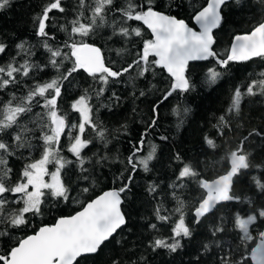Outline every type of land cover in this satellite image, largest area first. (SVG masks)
I'll list each match as a JSON object with an SVG mask.
<instances>
[{
	"label": "snow or ice",
	"instance_id": "6c2138e0",
	"mask_svg": "<svg viewBox=\"0 0 264 264\" xmlns=\"http://www.w3.org/2000/svg\"><path fill=\"white\" fill-rule=\"evenodd\" d=\"M62 2L63 0L50 2L42 14L34 18L36 35L43 38L42 47L49 54L47 62H33L31 56L34 53L30 48L26 49L22 42L17 48L23 50L29 59L17 63L13 58L6 66H0V91L18 87L21 78H31L34 81L31 86L25 85L28 90L23 97L12 92L6 103L0 101V238L27 227L32 217L42 216L44 205L49 200L68 202L73 199L71 192L90 179L91 172L85 165L90 163L92 158L82 155L83 150L93 142L87 137L90 132L95 133L101 140L105 137V130L93 118L92 97L88 95V90H85V94L71 103L72 111L79 114L78 124L71 121L69 113L60 110L65 83L78 70H83L98 81L101 87L95 95L100 97L110 81L136 70L140 77H144L146 73L159 67L165 69L172 78L170 91L164 96V99H167L174 91L188 92L193 89L194 83L188 76L191 71L190 61L214 60V64L206 69L204 78V83L211 86L232 71L233 63L247 62L253 58L264 59V19L250 31L235 35L230 48L223 54L214 50L213 30L221 26L223 6L230 0H206L205 5L194 8L191 19L199 25V31L190 27L184 19L159 10L160 5L154 0H124L123 6H118L116 0H76L75 18L69 21L67 26L61 25V31L68 33L67 39L62 45H54L49 43V40L55 39L48 31L49 13L52 10L65 13ZM260 2L264 3V0ZM9 3L10 0H0V10ZM235 3L239 4L240 0H235ZM130 22H142L151 30L152 38L142 40V47L127 66L117 67L115 61L106 57L102 46H97V43L92 41V37L98 36L100 29L110 27L111 35L107 37L108 41L119 37L126 43H131L132 38H140L143 33L140 27H131ZM5 51L6 45L0 43V54ZM115 51L120 56L128 49ZM151 56L155 59L150 60ZM65 61H71L72 67L60 72ZM49 66L56 69L59 75L43 82L35 78L33 73L43 71ZM252 75L247 78L249 82L243 85V90L239 85L235 87L229 113L234 112L239 116L241 101L245 96H255L258 93L264 95V72L259 73L260 79H252ZM140 95L143 96L144 92ZM158 106L154 105L152 109V126L158 119ZM34 107H39L41 111L33 113ZM189 111L187 107L183 109L184 113ZM173 112L179 115L178 109H173ZM228 119L222 115L219 122L226 128ZM219 134L223 135V131ZM65 135L68 139L67 151L73 157L71 160L62 154L64 145L61 138ZM252 136L264 140V130L254 128L244 136L235 150L227 155L228 169L215 179L203 178L191 163L184 162L179 153L174 155L173 162L177 166L174 170L176 179L169 187L173 189V198L178 201L174 213L178 214L179 218L172 227L170 239L154 238L149 242L153 251L166 248L175 253L183 247L182 239L193 235L192 228L185 222L183 201L176 197V189H185L192 181H198V187L203 190L204 195L194 209L193 218L196 224L214 214L218 205L240 200L233 189L236 178L244 170L253 167L251 153L246 151L247 142ZM162 139L166 140L167 137ZM205 141L209 147H216L214 140L205 137ZM144 143V138L141 137L139 146L134 145L131 155L127 157L132 174L137 171V164L142 166L143 171H150L149 162L153 160L157 146L152 144L151 151L146 156H138ZM22 150L27 151V156ZM36 151L40 152L38 159L33 156ZM17 157L29 161L18 173L10 165L11 160ZM105 159L107 157H101L95 163L99 164ZM49 165L54 166L53 171L49 170ZM69 166L79 167V173H73L75 182L72 176L68 175ZM45 177L49 179L46 180ZM133 178L134 175L125 177L121 174L116 177L122 182L119 187H113L85 202H80L77 197L76 201L81 204V210L60 216L55 223L43 225L33 234L16 241L14 246L0 253V264H79L80 259L85 256L98 254L102 246L127 225L123 204L125 194L131 190ZM253 180L256 187L264 191V180L260 177H253ZM156 190L157 185L148 186L150 194H155ZM89 191V187H81L79 195ZM154 215L161 223L173 220L172 214L160 205L155 208ZM258 219H264V207L252 208L246 214L237 211L233 214L231 222L234 228L242 233L241 239L247 242L254 239L250 226ZM228 222L223 216L218 224L214 222L210 229L212 236L224 233ZM149 227L155 230L157 224L150 223ZM258 236L260 243L251 248L250 259L254 264H264V231H259ZM218 247L215 264H246L247 258L243 253L240 259L236 260L235 255L230 250L225 251L222 244ZM204 249L209 251V245L205 244ZM113 264L120 262L114 260Z\"/></svg>",
	"mask_w": 264,
	"mask_h": 264
},
{
	"label": "trees",
	"instance_id": "16d2710c",
	"mask_svg": "<svg viewBox=\"0 0 264 264\" xmlns=\"http://www.w3.org/2000/svg\"><path fill=\"white\" fill-rule=\"evenodd\" d=\"M50 2L54 0H10L9 5L0 10V43L6 45L5 53L0 54V66H6L13 58L17 63L29 59L23 50L17 48L22 42L26 49L30 48L34 53L31 56L33 62L39 64L47 62L49 54L42 47L43 38L36 35L34 18L41 15ZM116 2L118 6L124 4V0ZM154 2L160 5L159 10L184 19L194 30L197 28L191 19L193 9L206 4V0H154ZM62 7L66 9L65 13H60L59 10H52L49 13L48 31L55 37L54 41L49 40V43L54 45H62L67 39L68 33L61 31V25L67 26L68 22L75 18L76 0H63ZM261 19H264V3L260 0H240L239 4L231 0L223 6L221 26L213 30L214 50L223 54L230 48L235 35L250 31ZM130 26L140 27L143 33L140 38H132L131 43H126L119 37L108 41L107 37L111 35L110 27L100 29L98 36L92 37V41H95L97 46H102L106 57L115 61L117 67L127 66L142 47V40L152 38L151 31L141 22H130ZM121 48H127L128 51L118 56L115 50ZM151 59L155 57L151 56ZM213 64L214 60L190 63L191 71L188 76L194 83L193 89L188 92L174 91L167 99H164V96L170 91L172 78L165 69L159 67L146 73L144 77H140L136 70L120 79L110 81L100 97L95 95L101 87L97 80L83 70L74 73L65 83L63 99L60 102L61 112L69 113L71 121L78 124L79 114L73 112L70 105L88 90V95L92 97L94 121L105 130L103 140L90 132L87 138L93 142L82 153L85 157L92 158L91 162L85 165L91 172L90 179L71 192L73 199L68 202L49 200L44 205L42 216L32 217L27 227L0 238V253L14 246L19 239L34 233L41 225L53 224L60 216L75 213L81 208V204L76 201L77 197L80 202H85L105 189L119 187L122 182L116 177L131 174L134 175L131 190L125 194L123 204L127 218L126 227L106 242L98 254L85 256L80 259L79 264H113L114 260L120 264H215L219 252L218 245L221 244L225 251L230 250L235 255L236 260H239L243 253L247 258L246 264H253L250 250L259 239V231L264 230V219H258L250 226V233L254 239L247 242L241 239L242 233L234 228L231 221L237 211L246 214L252 208L264 207V191L256 187L253 180V177L264 180V140L258 136H252L246 146V151L251 153L253 167L244 170L234 184L233 192L240 200L218 205L214 214L208 215L202 223L196 224L193 218L194 209L204 195L203 190L198 187V181H192L185 189H176V197L183 201L185 222L192 228L193 235L190 238H183V247L175 253L166 248L153 251L149 247V242L154 238L170 239L172 227L179 218L178 214L174 213L178 201L173 198V189L169 187L176 179L174 170L177 166L173 162L174 155L179 153L184 162L191 163L203 178L213 179L228 169L227 155L235 150L244 136L254 128L264 130V95L258 93L255 96H245L241 101L239 116L228 111L235 87L239 85L243 90V85L249 82L247 78L250 74H253L252 79L261 78L259 73L264 72V59L253 58L247 62L233 63L232 71L227 76L215 85L209 86L204 83L205 71ZM71 67V61H65L60 72ZM33 75L43 82L51 80L59 73L49 66ZM33 83L31 78H21L18 87L0 91V101L6 103L12 92L23 97L28 90L25 85L31 86ZM141 92H144L143 96L140 95ZM154 105H159L158 119L152 126ZM185 107L190 109L188 113L183 112ZM173 109H178L179 115L174 114ZM40 111L39 107L33 109V113ZM222 115L226 119L231 117L226 128L219 122ZM221 130L223 135L219 134ZM141 137L145 143L138 156H146L151 151L152 144L157 146V151L153 160L149 162V172L143 171L142 166L137 164V171L132 174L127 157L131 155L134 145L139 146ZM163 137L167 139H162ZM205 137L214 140L216 147H209ZM61 139L64 145L62 154L70 160L73 159L71 153L67 151V136ZM22 151L27 156V151ZM33 156L38 159L40 152H34ZM101 157L107 159L99 164L95 163ZM27 162L29 161L17 157L11 160L10 165L18 173ZM255 165L260 167L256 168ZM53 167L49 165L50 170ZM69 169L68 175L72 176L75 182L76 177L73 173H79V167L69 166ZM150 184L157 185L155 194L149 193ZM81 187H89V193L79 195ZM157 205L172 214L171 222L161 223L155 219ZM221 216L229 221L226 224V231L213 237L210 229L214 222L219 223ZM150 223H156L157 229H150ZM205 244L209 245V251H205Z\"/></svg>",
	"mask_w": 264,
	"mask_h": 264
},
{
	"label": "water",
	"instance_id": "95a60500",
	"mask_svg": "<svg viewBox=\"0 0 264 264\" xmlns=\"http://www.w3.org/2000/svg\"><path fill=\"white\" fill-rule=\"evenodd\" d=\"M230 1H231V0H230ZM193 22H194V20H193ZM141 23H142V22H141ZM194 24H195V22H194ZM195 26H196V28H197L196 31H199V30H200V29H199V25H196V24H195ZM144 27L147 28L146 25H144ZM147 29H148V28H147ZM148 30L151 31L150 29H148ZM193 62H204V61H190L189 64H190V63H193ZM166 72H167V71H166ZM168 75H169V74H168ZM169 76H170V75H169ZM222 174H223V173H222ZM220 175H221V174H220ZM215 178H216V177H215ZM215 178H213V179H215ZM108 190H110V189H105V190H103L102 192H104V191H108ZM102 192H100V193L97 194V195L102 194ZM97 195H96V196H97ZM94 198H95V197H94ZM79 210H81V208H80ZM79 210H77V211H79ZM73 214H74V213H73ZM54 223H55V222H54ZM44 225H50V224H44ZM41 226H43V225H41ZM41 226H40V227H41ZM38 229H39V228H38ZM38 229H37V230H38ZM263 231H264V230H263ZM32 234H33V233H32ZM30 235H31V234H30ZM259 243H260V239H258V240L256 241L254 247H255L257 244H259ZM254 247H253V248H254ZM252 263L254 264L253 261H252Z\"/></svg>",
	"mask_w": 264,
	"mask_h": 264
},
{
	"label": "rangeland",
	"instance_id": "374dc122",
	"mask_svg": "<svg viewBox=\"0 0 264 264\" xmlns=\"http://www.w3.org/2000/svg\"><path fill=\"white\" fill-rule=\"evenodd\" d=\"M49 170H50V168H49ZM53 170H54V167L50 171H53ZM45 179L48 180L49 177H45Z\"/></svg>",
	"mask_w": 264,
	"mask_h": 264
}]
</instances>
